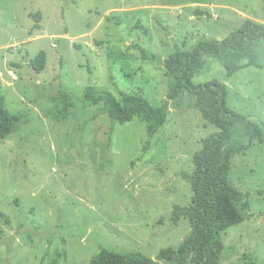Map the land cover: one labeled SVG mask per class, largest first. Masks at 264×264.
Instances as JSON below:
<instances>
[{"label":"rangeland","instance_id":"obj_1","mask_svg":"<svg viewBox=\"0 0 264 264\" xmlns=\"http://www.w3.org/2000/svg\"><path fill=\"white\" fill-rule=\"evenodd\" d=\"M246 20L264 24V0H0V95L10 114L29 117L0 142V264H91L102 249L158 260L179 249L191 224L174 225L173 211L193 196L182 175L219 130L187 99L171 103L151 140L139 119L113 124L104 103L79 107L89 87L161 106L174 84L164 61L177 48L224 40ZM43 51L39 74L33 62ZM261 53V69L233 77L205 57L193 82L226 84L228 106L264 123ZM60 92L77 99L63 121ZM247 142L236 128L233 143ZM231 166L251 208L238 206L244 222L222 234L221 264H264V143L235 153Z\"/></svg>","mask_w":264,"mask_h":264},{"label":"trees","instance_id":"obj_2","mask_svg":"<svg viewBox=\"0 0 264 264\" xmlns=\"http://www.w3.org/2000/svg\"><path fill=\"white\" fill-rule=\"evenodd\" d=\"M261 51H264V24L246 20L241 27L224 40H201L192 50L177 48L164 61L167 76L174 79L167 99L156 107L143 96L123 94L121 100L89 87L79 108L105 104L103 111L113 124H126L135 119L147 124L150 140L166 125L172 102H190L189 108L197 109L202 118L219 132L203 140L202 149L194 156L195 170L183 174L193 193L191 205L175 206L172 220L178 225L181 218L191 224V233L179 249H164L158 260L143 254H119L102 249L91 264H221L224 252L222 234L244 222L238 206L250 210L248 194L237 189L230 178L232 156L246 154L255 141L264 143V123L242 115L228 106V86L214 80L202 85L193 82L204 68V58L222 60L228 77L240 70L262 68ZM47 65V54L41 52L33 62V68L41 74ZM57 119L66 120L77 106V99L60 92L54 99ZM29 117L26 114H10L6 99L0 95V142L17 133ZM236 128H241L247 143H233ZM148 142L147 145H149ZM148 146H146V149Z\"/></svg>","mask_w":264,"mask_h":264},{"label":"water","instance_id":"obj_3","mask_svg":"<svg viewBox=\"0 0 264 264\" xmlns=\"http://www.w3.org/2000/svg\"><path fill=\"white\" fill-rule=\"evenodd\" d=\"M34 72H35V70H33ZM35 74V73H34ZM36 79L38 78V77H35Z\"/></svg>","mask_w":264,"mask_h":264}]
</instances>
